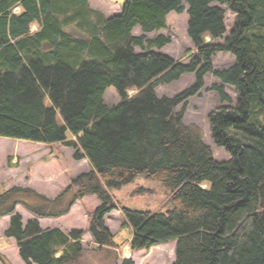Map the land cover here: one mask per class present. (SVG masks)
<instances>
[{
    "label": "trees",
    "instance_id": "1",
    "mask_svg": "<svg viewBox=\"0 0 264 264\" xmlns=\"http://www.w3.org/2000/svg\"><path fill=\"white\" fill-rule=\"evenodd\" d=\"M184 3L197 54L189 65L157 51L169 38L133 35L137 27L166 29ZM221 6L236 20L217 44L228 32ZM218 53L233 55L234 64L215 69ZM187 74H195L192 87L174 98L158 96V86ZM208 75L238 95L235 106L209 115L214 143L231 157L226 162L216 160L199 128L184 123L188 100ZM110 87L121 98L113 108L104 100ZM213 89L231 101L224 87ZM1 137L62 144L93 167L56 197L20 186L0 194V219L11 216L5 235L25 264H85L84 230L43 229L38 218L63 216L89 196L101 203L88 229L93 253L117 251L106 225L120 207L113 192L140 176L164 184L173 209L120 208L132 252L176 242L174 264H264V0H126L109 18L89 0H0ZM18 205L34 216L26 226Z\"/></svg>",
    "mask_w": 264,
    "mask_h": 264
},
{
    "label": "rangeland",
    "instance_id": "2",
    "mask_svg": "<svg viewBox=\"0 0 264 264\" xmlns=\"http://www.w3.org/2000/svg\"><path fill=\"white\" fill-rule=\"evenodd\" d=\"M125 1L126 0H89V5L92 9L103 13L109 18L121 12V8L125 5ZM183 7L184 10L181 13L174 12L169 15L166 29L158 32L145 33L140 27H137L134 29L133 35L137 37H146L147 39H155L161 35L169 38L170 43L157 51L173 58L175 61L189 65L197 54L194 44L188 35V4L184 3ZM221 7H223L226 12L228 32L223 40L215 42L217 44L224 43L229 37L236 20V15L232 13L230 9L226 6ZM35 29L36 27H34V30ZM208 42H210L209 39ZM135 51L137 53H145V51L138 47L135 48ZM234 62L235 58L230 53H218L213 61V65L215 69L223 70L231 67ZM194 82L195 74H187L179 81L172 84L158 86L156 92L159 97L174 98L192 87ZM215 85L224 87L226 93L231 98L230 102L221 100L218 92L213 89ZM130 95H134V92H130ZM237 96L235 88L223 84L212 75H208L205 78L204 89L200 91L197 96L188 100L184 112V123L201 130L204 142L211 147L218 162L229 161L231 157L224 149L217 147L214 143L209 115L211 112L221 107L235 106L237 103ZM104 100L105 104L110 108L121 103V98L114 87L108 88ZM182 110L183 107L179 106L178 112H182ZM60 123L63 124L62 119H60ZM71 137V132H68V138L71 139ZM74 153L75 149L65 147L62 144L47 145L1 137L0 194L11 187L20 186L31 188L48 197L58 196L72 179L88 173L93 169L87 159L76 161L74 159ZM204 186L209 187L207 184ZM113 195L120 207L108 215L107 223L113 231V234L117 237L118 242L121 243L117 251L106 250L102 253H93L95 245L92 244L93 237L88 232V229L93 213L96 208L101 205L100 201L94 196L85 197L77 201L70 212L63 216L46 218L42 226L43 228H60L66 233H70L73 229L84 230L86 232L84 235V240H86L85 246L87 247L85 248L87 251L84 259L85 264H94V262L109 264V261H116V259L124 256V252H126L127 249L126 247L130 245L129 240L132 235L131 228L124 223L125 219L120 208L123 206L129 209L151 213H166L173 209V203L171 201V191L164 184L149 180L144 176L136 178L132 183L122 187L121 190L114 191ZM25 212L24 215L27 213ZM24 218L26 222L27 217ZM4 229V223L1 221L0 244H3L4 252L9 260L13 264H17V258H21L19 249L16 243L12 245L6 241V238L9 237L5 235L6 231ZM175 246L176 242H171L166 245L153 247L150 249L152 251L143 250L136 252V255H134V252H132L130 248L133 253L131 258L135 260L136 264H174L172 258L174 259L176 256Z\"/></svg>",
    "mask_w": 264,
    "mask_h": 264
},
{
    "label": "crops",
    "instance_id": "3",
    "mask_svg": "<svg viewBox=\"0 0 264 264\" xmlns=\"http://www.w3.org/2000/svg\"><path fill=\"white\" fill-rule=\"evenodd\" d=\"M23 206L22 205H18V207H17V209H16V212H18V213H20L21 215H22V217H23V223H24V226H26V224H27V222L30 220V219H33L34 218V216L32 215V213H30L26 208H22ZM98 208V207H97ZM97 208H96V210H97ZM96 210H95V212H96ZM28 213H26V212ZM24 212L26 213L25 215H24ZM94 212V213H95ZM94 213H93V215H94ZM29 215V216H28ZM24 217H27V221L25 222V218ZM10 219H11V217L10 216H6V217H3L2 219H0V222L2 221L3 223H4V226H5V231H7V229L9 228V225H10ZM107 219H108V216L106 217V225H107V227L111 230V228H110V226L108 225V223H107ZM38 220H39V222H40V224H41V227L43 228V224L45 223L44 221L46 220V218H38ZM125 223V222H124ZM47 228H54V227H44L43 229H47ZM4 231V232H5ZM111 232L113 233V231L111 230ZM131 238H132V235H131ZM131 238H130V240H129V242L131 241ZM7 240V242L8 243H10V244H14V243H16V241H15V239H13V238H6ZM86 240H84L83 239V246H84V248H87L85 245H86V242H85ZM88 241V240H87ZM90 241V240H89ZM115 241H116V243L119 245V244H121V243H119L118 242V240H117V237L115 236ZM93 242H95L94 241V239H93ZM92 242V244L93 245H95L94 246V248H96L97 247V245L95 244V243H93ZM130 245H128L126 248V252H124V256L123 257H121V258H119V259H116V261H109V264H115L116 262L118 263V264H121V262L125 259V258H130V257H132L133 256V253L131 252V250H130V247H129ZM4 246H3V244H0V255L1 256H3L4 258H5V260H6V262H3L2 260H0L1 262V264H13L10 260H9V258L7 257V255H6V253L4 252ZM175 249H176V246H175ZM150 251H152V250H150ZM134 255H136V252L134 253ZM172 261L173 262H175V257H174V259L172 258ZM17 264H25L24 263V261L21 259V258H17ZM94 264H101V263H97V262H94Z\"/></svg>",
    "mask_w": 264,
    "mask_h": 264
}]
</instances>
